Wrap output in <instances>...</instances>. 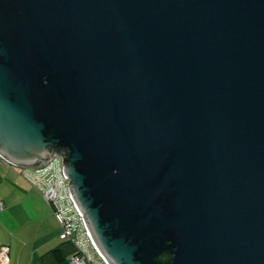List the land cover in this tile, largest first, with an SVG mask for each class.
I'll return each instance as SVG.
<instances>
[{
    "label": "water",
    "instance_id": "obj_1",
    "mask_svg": "<svg viewBox=\"0 0 264 264\" xmlns=\"http://www.w3.org/2000/svg\"><path fill=\"white\" fill-rule=\"evenodd\" d=\"M0 156L107 264H264V0H0Z\"/></svg>",
    "mask_w": 264,
    "mask_h": 264
},
{
    "label": "crops",
    "instance_id": "obj_2",
    "mask_svg": "<svg viewBox=\"0 0 264 264\" xmlns=\"http://www.w3.org/2000/svg\"><path fill=\"white\" fill-rule=\"evenodd\" d=\"M0 202V244L10 246L9 264H50L44 255L62 244L60 222L21 169L5 161L0 162Z\"/></svg>",
    "mask_w": 264,
    "mask_h": 264
},
{
    "label": "built area",
    "instance_id": "obj_3",
    "mask_svg": "<svg viewBox=\"0 0 264 264\" xmlns=\"http://www.w3.org/2000/svg\"><path fill=\"white\" fill-rule=\"evenodd\" d=\"M3 159L0 156V162ZM62 157L52 158L46 167L40 169H21L22 177L38 190L52 205L60 222L62 240H72L78 254L71 257V264H107L97 250L84 216L77 210L71 192L70 180L64 173ZM2 206V202H0ZM10 263V246L0 244V264Z\"/></svg>",
    "mask_w": 264,
    "mask_h": 264
},
{
    "label": "trees",
    "instance_id": "obj_4",
    "mask_svg": "<svg viewBox=\"0 0 264 264\" xmlns=\"http://www.w3.org/2000/svg\"><path fill=\"white\" fill-rule=\"evenodd\" d=\"M78 254L76 244L72 240H62L60 248L49 251L44 255L50 264H71V257Z\"/></svg>",
    "mask_w": 264,
    "mask_h": 264
}]
</instances>
